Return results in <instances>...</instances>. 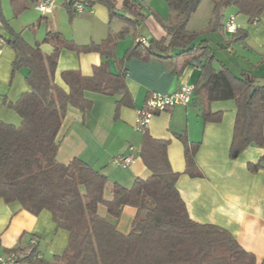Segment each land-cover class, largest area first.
I'll list each match as a JSON object with an SVG mask.
<instances>
[{
	"label": "trees",
	"instance_id": "trees-1",
	"mask_svg": "<svg viewBox=\"0 0 264 264\" xmlns=\"http://www.w3.org/2000/svg\"><path fill=\"white\" fill-rule=\"evenodd\" d=\"M39 0H10L15 14H19ZM170 15L163 23L166 33L160 39L151 38L147 44L137 42L127 55L142 59H167L174 50L180 54H194L201 72L194 93L203 106L205 121L219 122L221 112L213 114L210 104L233 100L237 105L234 138L230 157L237 158L249 145L264 142V85L251 76L237 77L222 66L217 70L216 57L208 40L195 44L201 33L187 29L191 15L203 0H166ZM212 12L207 31L225 30V11L233 7L257 23L264 13V0H211ZM86 7L100 3L110 11V20L122 21L119 31L111 30L99 43L78 44L66 39L61 32L49 31L44 42L53 46L51 54H44L40 44H28L19 35L8 40L15 51L13 74L27 69L29 87L15 102L5 101L7 107L20 117V124L0 119V199L18 202L34 215L48 210L58 228L69 232L67 248L54 258L53 264H255L252 253L244 250L226 229L193 221L177 189L179 173L170 167L167 157L168 141L143 133L140 156L151 172L146 179H136L130 188L114 184L112 197L104 195L107 177L80 158L69 163L57 160V140L68 108L82 113L92 108L85 92L102 95H121L118 106L131 100L125 77L127 71L112 73L108 63L93 68L90 76L80 70H66L61 76L68 90L55 82V71L60 50L76 53L98 52L107 59L114 57L117 42L126 34L136 32L146 17L142 5L124 0L117 8L116 0H69L67 11L75 14L74 5ZM1 18V14H0ZM230 42H242L247 32L237 28ZM225 45H227L225 43ZM195 148L186 147V171L197 168ZM256 169V166H251ZM103 205L110 217L118 219L125 206L137 209L131 230L121 233L98 208ZM22 259H33L36 248L28 251L12 250ZM38 263L42 260H37ZM52 264V263H51Z\"/></svg>",
	"mask_w": 264,
	"mask_h": 264
},
{
	"label": "crops",
	"instance_id": "crops-1",
	"mask_svg": "<svg viewBox=\"0 0 264 264\" xmlns=\"http://www.w3.org/2000/svg\"><path fill=\"white\" fill-rule=\"evenodd\" d=\"M132 1L139 3L138 0ZM116 2L117 8L121 9L124 0ZM210 3V12L203 20L195 24L198 7L188 22V30L201 33L195 44L202 40L209 41L208 45L216 57L213 65L217 70L226 66L235 76H251L258 84L264 85V13L257 23H251L245 15L237 14L235 8H227L224 22L234 16L235 26L247 32L244 41L231 43L230 35L224 29L210 31L215 33L214 39L213 36L207 37L213 5L211 0ZM154 7L156 9L150 15H145L136 34H126L117 42L113 58L107 59L98 52L76 53L62 49L57 61L55 82L66 91L68 87L61 76L66 70H80L83 75L90 76L95 66L108 63L112 73L117 74L122 68L127 71L125 82L131 96L128 105L118 106L121 95L86 91L85 97L92 101V108L82 113L70 106L57 138L59 162L67 164L74 158H80L106 175L103 195L106 200L111 199L114 184L130 188L136 179L143 180L151 175L140 156L143 134L135 129L138 110L144 107L152 93H173L185 84L195 85L201 72L199 61L193 59L199 52L180 54V50L174 49L165 60L127 55L140 38L149 41L166 35L162 24L168 22L170 10L166 12L158 5ZM55 13L53 9L46 14H53L54 17ZM75 14H84L72 21L78 35L81 32L89 33L87 40L71 39L78 44L99 43L111 30L119 31L123 27L119 20L115 25L111 24L110 11L100 3ZM43 18L47 19L48 16ZM60 30L58 24L56 29L47 27V32ZM2 37L6 45L3 44L0 49V119L19 125V116L6 106L5 101L15 102L28 91L24 79L27 69L13 76L15 51L8 44L12 35L4 33ZM215 40L223 44L222 50L231 51L234 61H228L223 53H216L213 47ZM45 51L51 54V47ZM209 109L213 114L221 112L219 122L204 120L201 98L193 94L188 104L155 113L148 124L147 133L154 140L169 142L167 157L172 170L179 173L176 186L189 217L197 223L228 230L244 250L254 255L255 264H264V142L262 145L251 144L237 158H231L236 102L234 99L215 101ZM187 146L196 149L197 168L192 173L186 171L184 152ZM115 156H131L133 163L128 168L115 167ZM251 166L257 168L252 169ZM122 209L118 219L110 217L103 205L97 210L121 233L127 234L137 209L130 206ZM32 237L39 239L35 247L39 258L25 259L23 264H53L54 258L62 255L67 248L69 232L55 225L48 210L34 215L18 202L6 203L0 199V249L4 252L28 251ZM37 260L42 262L38 263Z\"/></svg>",
	"mask_w": 264,
	"mask_h": 264
},
{
	"label": "rangeland",
	"instance_id": "rangeland-1",
	"mask_svg": "<svg viewBox=\"0 0 264 264\" xmlns=\"http://www.w3.org/2000/svg\"><path fill=\"white\" fill-rule=\"evenodd\" d=\"M66 1L69 0H56L55 6L52 8L56 10L55 18L53 17V14H46L43 12L38 11L35 8V4H31L28 9L25 11L15 14L10 0H0V35H4V33H9L12 36L19 35L24 39L28 44L35 45L40 44L41 50L44 54H47L45 51L47 47H51V52H53L54 48L51 44L44 42V37L47 34V27L50 26L53 29H56V24L59 25V28L61 29V33L64 35L66 39H74L76 41H81L84 39H89V33L81 32L78 35V31L75 28V26H72V21L74 18L82 17L84 14H73L71 15L66 8ZM139 3L142 5L144 14L150 15L151 12L154 11V8L156 9V5L160 7V9H165L166 12L169 11V5L166 0H153L150 2V0H138ZM212 2V1H211ZM164 5V7H163ZM211 9V3L210 0H203L199 6V10L195 15V24L197 25L201 20H203V17L207 14H209ZM47 15L48 18L44 19L43 16ZM55 19V20H54ZM77 22V21H76ZM111 24H116V19H113L110 21ZM85 24V23H84ZM108 35V34H107ZM215 33L210 32L207 34L208 36H213L212 39H214ZM215 45L213 46L216 49V53L218 55L224 54L225 58L228 61H234V55L231 53V51H227L226 49L222 50L223 44L220 42H217L215 40ZM6 44H4L5 46ZM219 46V48H218ZM3 47V46H2ZM68 51H71L67 48H64ZM49 54V53H48ZM19 71H16L15 74H17ZM20 118V117H19Z\"/></svg>",
	"mask_w": 264,
	"mask_h": 264
},
{
	"label": "built area",
	"instance_id": "built-area-1",
	"mask_svg": "<svg viewBox=\"0 0 264 264\" xmlns=\"http://www.w3.org/2000/svg\"><path fill=\"white\" fill-rule=\"evenodd\" d=\"M55 0H39L35 4V8L43 13L50 12L52 8L55 6ZM85 5L82 3H76L74 5V11L82 13L85 10ZM237 27L234 23V16L225 22V31L226 33H233ZM138 42L143 44H147V40L145 38H140ZM5 43V39H3L2 35H0V49ZM195 85L193 84H185L178 91L173 93H152L148 100L146 101L143 108L138 110L135 129L139 133H144L147 130L148 124L151 118L155 115V113L162 112L167 108L176 106V105H186L190 102L193 93H194ZM133 163V158L131 156H115L113 159V164L121 168H128ZM38 238L32 237L30 240L31 248H34L38 245ZM34 258H39L36 253ZM0 264H23L22 255L14 252H4L0 249Z\"/></svg>",
	"mask_w": 264,
	"mask_h": 264
}]
</instances>
